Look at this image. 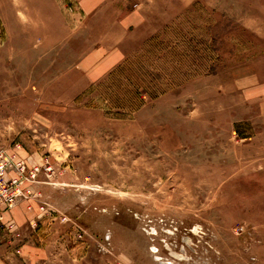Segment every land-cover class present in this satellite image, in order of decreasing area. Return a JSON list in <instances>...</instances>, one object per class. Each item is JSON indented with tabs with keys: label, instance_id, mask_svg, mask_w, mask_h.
Listing matches in <instances>:
<instances>
[{
	"label": "rangeland",
	"instance_id": "rangeland-1",
	"mask_svg": "<svg viewBox=\"0 0 264 264\" xmlns=\"http://www.w3.org/2000/svg\"><path fill=\"white\" fill-rule=\"evenodd\" d=\"M0 165V264H264V0H0Z\"/></svg>",
	"mask_w": 264,
	"mask_h": 264
},
{
	"label": "trees",
	"instance_id": "trees-1",
	"mask_svg": "<svg viewBox=\"0 0 264 264\" xmlns=\"http://www.w3.org/2000/svg\"><path fill=\"white\" fill-rule=\"evenodd\" d=\"M203 34H205V33L199 32L198 34H195V36L184 37L183 42L179 41L176 45L187 44L188 47L186 48V50L189 49V51L192 50V51L198 52V57L197 58L193 57V59H192V66L193 67L198 68V67H201V66L204 67V65H207L208 71H214L216 69L215 65L206 63L208 60L204 61L205 60V57L203 54L204 50L202 51V53H200L201 51L199 52L197 50L198 47H200L199 50H201L202 49L201 47H203L202 45H206L208 43V38H206L205 35H203ZM212 41H214V40H212ZM189 44H191V45H189ZM178 47H179V45H178ZM178 56H181V54L178 53ZM149 77L152 80H154L156 83H163L164 82L163 75H161L158 72H155V70L150 72Z\"/></svg>",
	"mask_w": 264,
	"mask_h": 264
},
{
	"label": "built area",
	"instance_id": "built-area-1",
	"mask_svg": "<svg viewBox=\"0 0 264 264\" xmlns=\"http://www.w3.org/2000/svg\"><path fill=\"white\" fill-rule=\"evenodd\" d=\"M34 174V170H31L30 175ZM15 183L13 178H6L3 175V166L0 165V219L4 211L5 213L10 211L17 202L18 192Z\"/></svg>",
	"mask_w": 264,
	"mask_h": 264
},
{
	"label": "crops",
	"instance_id": "crops-1",
	"mask_svg": "<svg viewBox=\"0 0 264 264\" xmlns=\"http://www.w3.org/2000/svg\"><path fill=\"white\" fill-rule=\"evenodd\" d=\"M96 1L97 0H85V2H86V4H87V7L88 8H91L93 5H95V3H96ZM128 23H131V22H128ZM113 56V58H114V63L116 62H119V58H121L122 57V53L121 52H118L117 50H114L113 52H112V54H111V56L110 57H112ZM107 59L105 58V59H100L98 62H97V66H98V68H100V69H102V67H103V63L106 61Z\"/></svg>",
	"mask_w": 264,
	"mask_h": 264
}]
</instances>
